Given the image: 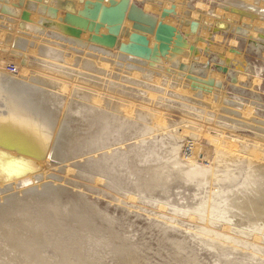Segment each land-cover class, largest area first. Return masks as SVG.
<instances>
[{
  "label": "bare ground",
  "instance_id": "1",
  "mask_svg": "<svg viewBox=\"0 0 264 264\" xmlns=\"http://www.w3.org/2000/svg\"><path fill=\"white\" fill-rule=\"evenodd\" d=\"M157 1L151 0L145 6V15L154 24L147 26L146 34L139 33L145 38L151 56L139 50L124 49L136 34L134 22L149 21L137 12L134 13L138 20L135 16L129 18L134 5L128 0L100 1L105 9L121 6L114 11L118 19L115 22L101 18L102 10L92 12L99 0H0V243L2 251L9 250L14 255L10 259L7 253H0V264H105L97 257L93 246L98 241L122 264H143L128 240L114 230L112 220L75 194L72 181L59 176L68 162L103 150L108 151L97 158H87L81 167L100 176V181H106L113 190L136 186L135 191L148 198L153 189L157 193L171 183L185 186L192 181L202 185L200 176L210 173L211 179L205 183L211 187L217 174L223 176L215 180L216 184L234 178L236 190L219 197L221 201L217 204L233 208V217L243 213V226H247V231L263 228L261 237H264V122L254 114L260 106L256 101L258 96L251 94L249 107L242 112L243 107L237 106L244 101L242 95L237 94L233 100L223 90L216 89L217 81L225 79L223 75L214 74L208 83L202 77L203 82L189 78L213 88L209 94L210 91L196 89L197 83L193 86L179 73L180 67L185 68L196 51L192 47L191 51L187 43L199 49L205 45L200 38H208L220 28L227 31L229 22L232 29L234 24L243 22L242 27L234 30L248 34L251 39L264 40V22L242 20L243 16L256 15L253 6L232 9L226 17L223 13L227 6L223 9L221 6L211 16L204 12H195L192 16L186 12V6L181 8L184 0H163L155 6ZM229 4L239 6L237 0ZM64 5L66 8H62ZM261 5L264 9V4ZM173 6L174 17L168 19ZM73 7L78 14L69 15L68 9ZM86 8L90 10L86 13L89 17L80 15ZM164 13L166 18H163ZM260 14L264 18V14ZM195 21L200 24L197 26ZM92 22L100 23L101 27L94 28ZM113 25H120L118 32L108 29ZM187 25L188 29L183 27ZM160 29L162 35H158ZM180 34L185 38L190 36L189 41ZM157 35L167 41L165 50L158 47L161 43ZM123 37L127 38L122 40ZM92 46H97V50ZM212 51L216 53L220 49L212 48ZM232 55L227 51V58ZM11 62L18 67L16 75L7 70ZM179 62L184 65L180 66ZM240 64V75L233 79L238 84L234 89H239L250 76L247 73L250 65L244 61ZM218 87L221 88L219 84ZM159 101L170 110V106L180 105L186 110L199 111L196 107L204 106L213 111L216 121L227 122L221 132L235 134L229 140L223 134L214 138L206 135L220 154L217 167L202 169L180 158L182 145L178 144L185 134L189 133L190 137L191 133L181 129L184 128L181 124L191 121L186 118L180 123H169L168 114L148 107ZM243 128L254 130L252 145L246 138L245 142L239 141L243 138L235 132ZM133 140L136 143L125 145ZM119 145L126 148L112 149ZM201 151L200 145H194L192 158L197 159ZM53 161L61 166L54 168ZM240 165L247 171L238 179L236 171H240ZM67 169L66 174L75 177L76 168ZM175 173L181 179L170 182ZM62 180L63 183H59ZM240 180L243 181L239 183ZM148 190L151 194L147 195ZM214 191V187L210 189L207 211L199 212L207 218H210L211 208H217L211 201L217 196L212 194ZM179 244L176 247H180ZM6 255L8 260H2ZM192 262L190 264H197L196 259Z\"/></svg>",
  "mask_w": 264,
  "mask_h": 264
},
{
  "label": "rangeland",
  "instance_id": "2",
  "mask_svg": "<svg viewBox=\"0 0 264 264\" xmlns=\"http://www.w3.org/2000/svg\"><path fill=\"white\" fill-rule=\"evenodd\" d=\"M162 1L163 0H158L155 2V6H158ZM237 1L239 6L230 7L231 4L229 3L232 2V0H184L181 8L184 9L186 6V12H189V15L195 12H204L206 15L208 14V16H211L212 12L219 11L221 6L222 9L227 6L224 8L225 11L223 14L225 16V14L230 13L232 9L240 10V6L243 9L248 6H253L257 10L256 15L254 17L248 15L243 16L242 20L245 21L249 19L253 23L255 21L264 22V18L261 17L260 14H264V9L261 7V4H264V0ZM128 3L142 9L143 13L146 14L145 6L147 3H151V0H128ZM173 3H175V1H173ZM172 8L174 9L170 10L171 14L167 16L168 19H173L174 17L176 10L174 6ZM150 15L152 16L153 14ZM185 23H188V21H185ZM193 23L197 24V26L200 24L198 21ZM227 24H229V29L227 31L226 29L223 30L220 28L215 31L214 34H209L208 38L199 37L200 39H204L202 43L203 45L205 44V47L203 46L198 49L195 44L187 43L190 48H195L196 51L189 63H187L188 65L185 64V68L183 69L180 67L179 73L182 75L183 79L185 78L193 86L197 83L199 86L196 85V89L210 91L209 94H212L213 88H209V86L203 83L194 82L189 78H199L198 80L200 81L206 80V82H209V79L211 77L213 78L214 74L223 75L225 79L217 81L221 88L218 87V84L215 82L217 84L216 89L223 90L228 95V98L230 97V99L233 100H235L237 94L242 95L244 101H240L241 103L237 102V104L240 103L237 105L238 107L241 109L243 107V111L240 109L242 112L248 109L249 101L252 97L251 94H256V96H258L256 101L258 103L260 102V106L254 111V114L258 116V120L260 119L264 122V40L257 38L251 39L248 37V34L245 35L238 32V30H234L235 27H242V25H244L243 22L236 25L234 24V29L231 28L230 22ZM183 27L186 29L189 28L188 25ZM253 27L254 26H252L250 30H253ZM193 32L194 29L191 33ZM28 34L38 35L32 32ZM180 35L184 40L189 41L190 36L185 38L182 34ZM194 35L195 34H193V36ZM125 38L127 37H123L122 40ZM26 39L27 38L24 37V40ZM122 40L120 39V43H122ZM212 48L213 50L214 48L220 49V51L215 53L212 51ZM222 48L224 49V52L222 51L223 53L221 52ZM227 51L228 54H233L229 58L226 57ZM240 60L250 65V71H247L250 76L243 80L239 89H234V86L238 84L236 81L234 82L233 79L239 77V72H241V64L239 65L241 62ZM230 61H232V64ZM182 64L184 65L183 62H179L180 66ZM7 70L15 75L18 73V67L14 62L8 64ZM154 76H157L156 73ZM200 77H202V80ZM160 95L163 96L164 94ZM157 103L159 104L162 102L159 101L151 105L148 104V107L152 108L154 111L168 114V122H171V124L180 123L182 120H186V118L191 121V124L194 121L191 126H188L190 123L181 124L184 128H181L180 125V127L177 126L179 129L181 128L191 132L190 137L188 136L189 133L185 134L184 140L178 144L180 146L182 145L180 147V158L184 160L185 163H189L190 161V163H195L202 169L213 170L214 166L217 167L220 154L218 153L216 144L209 140L206 135L210 134L214 138L223 134L221 128L227 122L223 119H218L216 121V117L212 115L213 111L204 106H197L196 108L199 109V111L186 110V108L180 105L170 106V110ZM178 106L183 109H179ZM188 113L190 115H188ZM153 121L156 122L155 120ZM188 127L190 129L193 127L192 129L194 132L192 129V131H190ZM194 128H197V130ZM177 132L181 133L182 131L178 130ZM235 133L238 136H242L243 139L239 141L245 142L244 139L246 138L245 140L250 141L249 144H253L252 142H254L255 139L254 130L243 128L242 130H237ZM158 135H160V133H158ZM186 135L188 137H186ZM232 135L235 134H223L227 140H229ZM133 143H136V140L129 141L125 143V145H132ZM125 145L115 146V148L112 147V149L124 150L127 146ZM194 145H200L202 147V151L198 154L197 159L192 158ZM239 149L241 150V146ZM107 151L108 150H103L101 153L92 154L82 158V160L78 158L68 162V165L65 164V171L59 172V176L62 177V179L66 178L68 181H72L71 183H73L72 185L75 186L76 190L75 194L82 196L87 203L89 202L93 207L95 206L94 209L96 211H99L100 214L103 213L107 215L112 220L110 223L114 230L117 231V233L119 232V236H123V238L128 240V245L140 255L143 264H190L193 263L192 261L194 259H196L195 263L197 264H264V237H261L263 228L261 231L253 228L248 230V232L247 226H243L245 223V215L243 213H238L237 217H233L231 214V212L234 211L233 208L230 206L222 207L217 204L221 201L219 197L227 196V194L236 190L233 186L236 181H232L234 178H229L230 180L223 179V182L220 181L216 184L215 180L223 175L217 174L214 177L212 186L215 191L212 192V194L215 193L217 196L214 195L215 198L211 199V201L213 207L215 206L217 208H211L210 218H207L206 215L202 216L199 212H203V209L207 211L205 208H207V203L209 202L208 195L210 194V189H213V187L205 182L211 179V173L207 174L205 177L204 175L200 176L201 181H203L202 185L192 183V181L185 186H177V183L176 185L175 183H171L169 185L170 187H163L157 190V193H155L153 189V195L150 193V190H148L145 192L147 195L149 193L151 194L148 198V196L145 195L141 196L139 191H135V188L137 189L136 186L135 188L125 187L123 190H113L108 187L106 181H100V176L97 174L94 175L91 171L89 172V170H85L81 167V165L86 162L85 160L87 158H97V155L103 154V152L107 153ZM54 163L53 161V164ZM57 166L60 167L61 165H58V162L53 165L54 168H57ZM68 167L72 169L76 168L75 177L66 174ZM239 169L240 171H236V174L239 175L238 179L240 176L242 177V175H245L247 171L242 165H240ZM187 170L190 171L189 169ZM215 170L217 169L215 168ZM222 170L225 171L226 169L223 168ZM241 173L242 175H240ZM173 176L170 182L181 179L178 173L173 174ZM242 181L243 180H240L239 183ZM59 183H63V180ZM200 193H203V195L199 196L198 194ZM132 197H134V199ZM178 243H180V247H176ZM100 245L101 243L99 241L93 244L98 258L103 260L105 264H122L121 260L114 259L110 250ZM0 248L1 254L7 253L10 259L14 258V255L9 250L3 249L5 252L2 251L1 243ZM176 248H180V250H176ZM8 256H2V260H8ZM18 256L17 253L15 256L16 259ZM193 257L196 258L192 259ZM18 259L20 258L18 257ZM115 260L117 261L115 262ZM13 263L14 262L11 264Z\"/></svg>",
  "mask_w": 264,
  "mask_h": 264
},
{
  "label": "water",
  "instance_id": "3",
  "mask_svg": "<svg viewBox=\"0 0 264 264\" xmlns=\"http://www.w3.org/2000/svg\"><path fill=\"white\" fill-rule=\"evenodd\" d=\"M102 2V0H99V3H95V5H94V9L92 10V12H96L97 10H99V11H101L102 12V15H101V18L103 17L104 19L105 18H107V20H109V21H111V22H115V21H117L118 19H116V15H114V11L115 10H117L118 8H120L119 6H116V7H114V6H112L111 8H107V9H105V8H103L102 6H101V2ZM68 3H70L71 4V6H72V1H69ZM67 4V3H66ZM62 8H66V5H64ZM69 11H70V13H69V15H76V14H78L76 11H75V8L73 7V8H70V9H68ZM90 10H87V8L85 9V11L84 12H82L80 15L81 16H85V17H89L86 13H88ZM233 11H235V10H233ZM134 12H137V14H141V15H139V16H141V17H143V18H146V19H148L149 21H147L146 20V22H144V21H136V22H134V24H133V29L135 30V32H136V34L134 33L132 36H131V42L128 44V45H125L124 46V49L125 50H139V51H141L143 54H146V55H148V54H150L151 56H152V54L150 53V50L147 48V44H146V40H145V38L143 37V36H141L140 34H143L144 35V33L145 32H148V28H147V26H151V25H153L154 24V22H152L153 20H151V18L149 17V16H147V15H145L144 13H143V11H142V9H140V8H138L137 6H133L132 8H131V12H130V15H129V18H131L132 19V17L133 16H135L136 14L134 13ZM165 16V13L163 14V17ZM136 18L138 17V16H135ZM87 19V18H86ZM139 19H142V18H140L139 17ZM67 20H69V17H67L66 18V21ZM137 20H138V18H137ZM73 21H74V19H73ZM77 22V21H76ZM77 23H79V24H82V23H80V22H77ZM83 25V24H82ZM91 26H94V28L96 27V28H100L101 27V24L99 23V24H97V25H95L94 24V22H92V24H91ZM108 29L110 30V31H113V32H118V30L120 29V25H113V26H109L108 27ZM140 33V34H139ZM162 30L160 29V31H159V34L158 35H162ZM146 34V33H145ZM158 35H157V41L158 42H160L161 44L158 46L160 49H163V50H165V47H166V45L165 44H167V41H165V40H163V39H161V37H158ZM103 40L104 39H106V41H109L110 43H113L114 41L112 40V39H109V38H102ZM140 40H142V43L140 42ZM95 41H97L98 42V39H96ZM103 43V42H102ZM94 47V49H96L97 50V46H92V48ZM157 50V46L155 47V49H154V51H156ZM166 50H169V48L168 49H166ZM27 159H31V158H27ZM116 253V251L114 252L113 251V254H115Z\"/></svg>",
  "mask_w": 264,
  "mask_h": 264
}]
</instances>
